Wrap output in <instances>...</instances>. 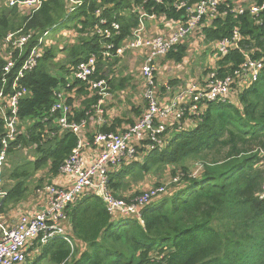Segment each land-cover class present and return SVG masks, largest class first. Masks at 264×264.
Listing matches in <instances>:
<instances>
[{"label": "trees", "instance_id": "16d2710c", "mask_svg": "<svg viewBox=\"0 0 264 264\" xmlns=\"http://www.w3.org/2000/svg\"><path fill=\"white\" fill-rule=\"evenodd\" d=\"M251 1L257 5L264 3V0ZM174 2L83 0L82 5L69 13V0H44L36 10L0 0V47L15 49L14 58L20 48L11 42L5 44L9 34H14V38L31 35L22 47V54L41 38L53 39L41 46L44 54L38 65L26 71L21 80L27 93L19 101L21 132L12 142L10 154L22 152L23 148L32 150L30 156L34 161L18 164L24 157L15 154L16 164L5 171L4 211L12 204L16 210L22 205L29 191L28 176H35L40 169L48 170L47 182L54 184L62 164L78 144L74 133L60 131L55 123L57 114H50L54 89L66 87L63 75L94 55L97 71L91 79H105L111 92L123 90L131 79L120 75L119 79L110 66L113 60L119 61L118 48L124 46L139 24L137 7L144 6L149 13L180 20L184 11L176 9ZM97 9H101L100 17L96 15ZM232 9L234 1L223 0L212 24L201 29L204 54L213 59L205 75L208 78L214 71L221 78L234 75L252 59L263 62L258 79L250 81L239 74L231 85L229 98L209 102L199 116L186 113L181 118L182 129L177 130V122L167 129L164 146L143 147L135 159L122 162L109 172L111 191L128 202L142 194L137 190L130 193L129 188L152 170L170 168L172 178L181 173L174 187L141 207L140 215L118 217L109 213L101 196L94 192L84 194L66 208V227L72 244L61 237L46 244L35 242L27 255H37L31 264H264V9L257 14ZM102 17L108 25L117 22L119 33L112 38L100 35L96 26ZM235 30L240 34L237 43L226 54H219L216 43L232 37ZM56 41L64 46H55ZM109 42L114 43L110 50L105 46ZM56 49L66 53L55 71L60 74H53L55 66L51 60L58 56ZM107 50L111 56L106 55ZM187 50L188 46L180 43L164 56L181 63ZM20 65L21 60L13 72ZM170 82L174 85L173 80ZM90 86L88 81L77 80L69 88L75 89L74 93L82 99L83 107L73 109L76 121H89L93 111L90 114L88 111L100 98ZM10 87L9 84L7 89ZM165 90L161 85L160 91ZM143 100V110L131 105L138 119L146 109L144 97ZM68 103L75 107L73 98ZM135 122L114 117L89 131L86 138L92 140L97 132H116ZM193 164L201 167L196 175ZM38 182L41 186L44 179Z\"/></svg>", "mask_w": 264, "mask_h": 264}, {"label": "built area", "instance_id": "2783aa9c", "mask_svg": "<svg viewBox=\"0 0 264 264\" xmlns=\"http://www.w3.org/2000/svg\"><path fill=\"white\" fill-rule=\"evenodd\" d=\"M9 4H20L30 9H38L44 0H8ZM71 5L69 13L82 5L83 0H69ZM156 3H164L165 0H153ZM223 0H175L174 7L183 10L180 20L173 22L172 18H161L155 13H149L144 6L137 7L139 12V24L133 30L131 37L125 42L122 49H133L144 53V64L142 66V79L144 81V99L146 109L135 123L121 128L116 132H97L92 140L86 138L88 120L75 121L73 107L68 103V89L77 81H88L90 89L98 91L102 102L108 83L105 79L92 80L97 71V58L91 56L81 62L76 68H72L63 75L67 80L66 87L60 85L54 89L55 101L51 107V115H55V123L60 131H69L78 137V144L70 156L65 159L60 168V174L67 178L66 186L58 184H47L43 191L44 207L40 206L36 213L21 212L12 223L5 216L3 201L7 195L5 189L6 161L10 155L12 142L16 140L19 133V101L27 93V88L21 83L26 71L33 70L44 54L41 46L45 43L43 38L36 45L22 54V47L27 43L30 34L14 38L9 34L5 44L12 43L19 47V55L13 57L15 49L0 47V75L2 86L0 88V119L3 121L4 132L0 133V264H25L28 250L35 242L46 244L55 237H61L72 244L66 227V208L70 203L77 201L88 192L98 193L101 191L107 210L114 217L140 215V208L150 203L165 192V187L158 186L150 192H145L130 202L117 197L109 187V172L114 166L127 160H132L141 153V149L164 146V136L167 129L176 120L178 129H182L184 123L181 118L188 113L201 115L209 102L225 101L231 95V85L235 77L244 74L250 81H256L259 76L263 62L248 59L236 71L234 75L219 77L216 71L211 72L202 85L192 82L188 86L178 89L171 96L163 97L161 85L156 80L155 60L166 55L184 37L191 34L203 24L206 17L215 16ZM264 9V3L257 5L253 3L248 8L232 9L239 13L249 10L252 14L259 13ZM101 9L96 10V15L101 16ZM169 20L172 24H164L165 30L152 32L148 22L157 19ZM100 24L102 26H100ZM151 24V23H150ZM204 26V25H203ZM55 27V26H54ZM97 32L104 38H112L119 33V24L112 22L108 25L106 18H100L96 26ZM48 30L45 35L49 33ZM240 34L234 31L232 37H226L216 43L219 54H226L234 46ZM127 44V45H126ZM106 49L114 47L109 42ZM107 50L106 55L110 52ZM23 55V56H22ZM19 58V59H18ZM18 59V60H17ZM21 65L13 72L18 61ZM10 84V89L7 86ZM163 86L168 89V84ZM100 113V122L103 121L104 108L97 107ZM171 119H174L171 121ZM147 142V143H146ZM21 211V210H20ZM64 264V263H63Z\"/></svg>", "mask_w": 264, "mask_h": 264}, {"label": "rangeland", "instance_id": "374dc122", "mask_svg": "<svg viewBox=\"0 0 264 264\" xmlns=\"http://www.w3.org/2000/svg\"><path fill=\"white\" fill-rule=\"evenodd\" d=\"M233 1L235 3V7H237L238 9L239 8H248L250 5L253 4V2L251 0H233ZM212 19H213V16L206 17L205 21L199 27V29H197L194 32H192L191 34L187 35L186 37H184L178 43V44H180V43L186 44V43L189 42L188 41L189 39H191L192 37L195 36V38H194L195 40L194 41H196V43L191 45L188 48V50H187L186 70L182 71L183 73L187 72L189 75L193 76L194 79H198L197 76H200V74L201 75L205 74V70L208 69V65H210L209 63L213 64L212 61L208 60L209 59V56H208L209 54H207V53L204 54L206 46L202 42V39H204V38H202V35H201L202 27L207 26V25H211L212 24ZM159 22H162V23H160V25H164L166 23L172 24L170 19L169 20H161L160 19ZM173 22H174V20H173ZM50 35L51 36H55L54 34L52 35V33ZM74 37H76L75 34H74ZM48 40L51 41L53 39H48ZM53 44L55 46H58V47H60V45L64 46L63 43L58 42V41L54 42ZM118 50H117V57H118L119 61L116 62L115 60H113V61L111 60L113 64L110 66V68L114 69V71L117 72V75H120V77H124V76L125 77H129L132 80V82L129 83V84H133L135 82V78L137 76H138L137 77L138 79H139V76L142 77V75H141L142 66L144 64L145 57H143L142 60L137 62L135 60L136 57L135 56L133 57V55L130 52L129 48L122 49V51H118ZM56 52H57V55H58L57 58L51 60L52 63H53L52 65L55 66V71L58 69L60 63L63 61V59L65 58V55H66V53L63 52L60 49H56ZM110 56H111V54H110ZM165 60H166V57L163 55L161 57H158L155 60V62H154L155 63V68H156V70H155L156 79H157V81L159 83H161V82L164 83V81H165L164 77L167 78V76H169V74L173 73V71H171V73H167L168 71L164 70V67H163V68H160L159 76L157 75L158 70H159L158 64L159 65L160 64L166 65L165 64L166 63ZM163 74H165V76ZM107 75H110V74L107 73ZM130 75H132V76L130 77ZM189 75H187L188 79L190 78ZM118 78H119V76H118ZM143 86H142V83L140 84V81H139V88H137V89L135 88V86L133 88H131L130 90L128 89V87H125L123 90H116V91H113V92L109 91V89H108V92L106 91V96H104L102 102H99V99H98L97 103H94V104L91 105V110L88 111V113L90 114L91 111H93L90 115H92V117L94 116V117H97L98 119H100V113L97 112V107L98 106L100 108L101 107L105 108L106 110H108V109L111 110L114 107L113 111L116 112L117 115H119V116H128V114H129L131 117H133L134 111L130 110L128 108V106H131L132 103H133L136 106L140 105V109L141 110H143L145 108L144 107L145 106V102H144V100L142 98L143 97L142 95H144V88H145ZM73 90L74 89H69L68 90L69 98H73L75 107H78V108L81 107L82 108L83 107V105L81 104L82 99L79 98L78 94H75L74 93L75 90L74 91ZM90 90L93 93L96 91L95 88H91ZM72 94H73V96H72ZM137 103H139V105ZM82 120H87V119H81L80 121H82ZM172 120H174V119H171V121ZM174 122H176V120ZM88 123H89V121H88ZM102 123H104V119H103L102 122H100V120H95L94 122L91 121V125L92 126L98 125V124L100 125ZM177 130H178V128H177ZM31 151L32 150H28V149L23 148L22 152L18 151L17 153L10 154L8 156V158H7V161H6V168L13 169V166L16 164V162L14 160L15 154H21V156L24 157V159H20V161L17 162L18 164L27 163L28 162V157L27 156L29 154H31L30 153ZM30 161H34V160L30 159ZM263 167H264V154H263ZM200 169H201V167L198 164H193L192 165V170L194 171L195 175L197 174V172ZM34 175L35 176H33V175H29L28 176V179H29L28 181H29V185L30 186H29V189H28L29 192L27 193V197L25 199H29L30 197H32V198H40V197H42L44 199L43 194L40 195V197L38 195H35L36 190H37L35 186L40 187V189H39L40 191H43L46 188L47 181H48V179H47L48 170L46 168L40 169ZM179 176H181V173L177 177H173L172 178L171 177L170 168H167V169L162 170V171H160V170H158V171L152 170V171H149L146 174V178L144 180L140 181V183H137L135 185L133 183V186L131 184V186H132V188L134 190L132 188H129V190H130L129 192L131 193V192H134V191L137 190V191L142 192V194H143L145 192H150L151 190H154L155 187H157L156 185L160 184V186L165 187V192L162 194V195H165V194H167L166 189L168 190L170 188H173L174 184L179 180ZM38 179H42V180L44 179V182H43V184L41 186H39ZM34 189H35V192H34ZM162 195H160L159 197H161ZM157 199L158 198H155L153 201H156ZM38 203H40V202L38 201ZM40 206H42V205L40 204ZM35 256L33 254L31 256H28L26 262L28 263L31 260V258H32V260H34Z\"/></svg>", "mask_w": 264, "mask_h": 264}, {"label": "crops", "instance_id": "0c3cea01", "mask_svg": "<svg viewBox=\"0 0 264 264\" xmlns=\"http://www.w3.org/2000/svg\"><path fill=\"white\" fill-rule=\"evenodd\" d=\"M161 18H163V17H161ZM161 18H159V19H157V20H153V21H151V22H148V25H149V27L151 26V29H152V32H160V31H162V30H165V27H164V25H160V23H162V22H159L160 21V19ZM161 20H163V19H161ZM151 23V24H150ZM195 36L194 37H192L191 39H189L187 42L188 43H186V45L188 46V48L191 46V45H193V44H195L196 43V41H194L195 39ZM203 38V37H202ZM48 41V40H47ZM47 41H45V42H47ZM60 47H61V45H60ZM59 47V48H60ZM130 50V52L132 53V55H133V57L135 56L136 58H135V60L137 61V62H139L140 60H142L143 59V57H144V53L143 52H141V51H137V50H133V49H129ZM64 52V51H63ZM186 59H187V56L184 58V60L181 62V63H176V62H174L173 60H165V64L166 65H162V64H158V68H159V70H158V73H157V75L159 76V71H160V68H163L164 67V70H166V71H168L167 73H171V71H173V73L172 74H169V76H167V78H165L164 77V83H167L168 84V89L166 88V90L164 91V92H161V94H162V96L163 97H168L169 95L171 96L173 93H175V91L176 90H178V89H182V88H184V87H186V86H188L190 83H192V82H196V83H198V84H200V85H202V84H204L205 82H206V78H207V75H205V74H203V75H201L200 74V76H197L198 77V79H194L193 78V76H191V75H189L187 72H182L183 70H186ZM209 61H213V59H211V57L209 56V59H208ZM162 65V66H161ZM183 68V69H182ZM192 71V70H191ZM194 71V70H193ZM60 74V72H55V69L53 70V74ZM189 75V79H188V76L187 75ZM164 76H165V74H163ZM117 76H119V75H117ZM132 75H130V77H131ZM125 77V76H124ZM138 77V76H137ZM135 78V82L133 83V84H129V85H127V87H128V89L130 90L131 88H133L134 86H135V88L137 89V88H139V81H140V84L142 83V86L144 85V81H143V79H142V77L141 76H139V79L138 78ZM170 80H173L174 81V85H172L171 84V82H170ZM199 80V81H198ZM132 82V80L130 81V83ZM163 82H161L160 84H164ZM109 87V86H108ZM144 87V86H143ZM75 90V89H74ZM73 90V91H74ZM75 92V91H74ZM72 96H73V94H72ZM143 96V95H142ZM143 98V97H142ZM138 105H139V103H137ZM140 106V105H139ZM78 107H73V109H77ZM114 108V107H113ZM113 108L111 109V110H106L105 108H104V112H103V119H104V123L103 124H105L106 122H110L114 117H119V115H117L116 114V112H114L113 111ZM128 108L130 109V110H132V108H131V106H128ZM120 117H123V119H133V120H137L138 119V114L137 113H134L133 114V117H131L129 114H128V116H120ZM95 120H99L97 117H91V119L89 120V124H88V127H87V133L89 132V131H92V130H95V129H97V126H99V124L98 125H94V126H92L91 125V121H95ZM123 123L124 124H127V122H125V121H123ZM31 154H29L27 157H28V161H30V159L32 160V159H34V157H32V156H30ZM26 158V157H25ZM6 180V179H5ZM6 183V182H5ZM9 183V182H8ZM54 183L55 184H58V185H63V186H66V184H67V178L65 177V176H63V175H58V176H56L55 178H54ZM47 184H48V182H47ZM6 185H7V183H6ZM36 193H35V195H38L39 197H40V195H42V193H40V187H36ZM29 192V191H28ZM34 192H35V189H34ZM34 195V196H35ZM29 198V197H28ZM25 199V198H24ZM38 201L40 202V203H38ZM44 203H45V201L42 199V197H40V198H32V197H30L29 199H25V200H23L22 201V205L21 204H19L18 206H20V207H17V210L15 209V207L13 206V204L10 206V208H8V209H6V210H8V211H4L5 212V216H6V219H7V221L8 222H10V223H12L13 221H15L17 218H18V216H19V214L21 213V212H27V213H36L37 212V210L40 208V204L44 207ZM17 205V204H16ZM41 206V207H42ZM21 210V211H20ZM31 248V247H30ZM32 254L30 253L29 254V256H31ZM30 258V257H29ZM36 258H37V255L35 256V259L34 260H32V258H31V260L29 261V263L31 264V263H34V261L36 260ZM26 264V263H25Z\"/></svg>", "mask_w": 264, "mask_h": 264}, {"label": "water", "instance_id": "95a60500", "mask_svg": "<svg viewBox=\"0 0 264 264\" xmlns=\"http://www.w3.org/2000/svg\"><path fill=\"white\" fill-rule=\"evenodd\" d=\"M99 196L101 195V191H98V193H97Z\"/></svg>", "mask_w": 264, "mask_h": 264}]
</instances>
